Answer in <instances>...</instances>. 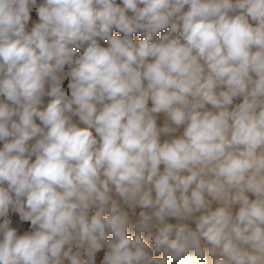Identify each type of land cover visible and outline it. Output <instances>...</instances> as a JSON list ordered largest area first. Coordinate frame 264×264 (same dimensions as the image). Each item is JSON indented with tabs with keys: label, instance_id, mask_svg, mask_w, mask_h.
I'll use <instances>...</instances> for the list:
<instances>
[{
	"label": "clouds",
	"instance_id": "clouds-1",
	"mask_svg": "<svg viewBox=\"0 0 264 264\" xmlns=\"http://www.w3.org/2000/svg\"><path fill=\"white\" fill-rule=\"evenodd\" d=\"M0 264H264V0H0Z\"/></svg>",
	"mask_w": 264,
	"mask_h": 264
}]
</instances>
